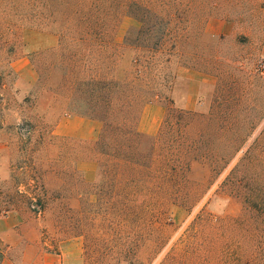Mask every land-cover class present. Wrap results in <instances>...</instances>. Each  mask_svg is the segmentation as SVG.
<instances>
[{
    "label": "rangeland",
    "instance_id": "1",
    "mask_svg": "<svg viewBox=\"0 0 264 264\" xmlns=\"http://www.w3.org/2000/svg\"><path fill=\"white\" fill-rule=\"evenodd\" d=\"M186 2L194 31L173 69L195 67L216 84L196 111H166L157 159L161 167L172 154L177 162L161 172L184 168L172 197L146 192L150 181L139 167L120 170L113 149L96 145L100 136L85 142L54 133L74 115L62 72L41 81L36 71L47 66L42 49L55 38L19 25L9 31L0 17V205L7 210L0 264H38L51 253L65 264H264V0ZM137 26L124 17L117 40ZM106 136L114 148L116 132ZM122 149L146 160L143 145ZM225 162L220 173L210 168ZM201 214L209 220L198 225Z\"/></svg>",
    "mask_w": 264,
    "mask_h": 264
},
{
    "label": "trees",
    "instance_id": "2",
    "mask_svg": "<svg viewBox=\"0 0 264 264\" xmlns=\"http://www.w3.org/2000/svg\"><path fill=\"white\" fill-rule=\"evenodd\" d=\"M0 3L4 6L0 17L9 31L19 25L54 36V43L42 49L48 54L47 66L36 64L39 80H49L53 71L62 72V89L69 93L68 112L104 123L96 145L102 151L113 149L110 151H114L120 170L128 163L142 169L139 177L150 181L144 190L152 196L159 191L170 196L176 193L183 166L173 165V174L163 175L161 171L169 169L170 163L177 159L172 154L166 166L161 167L157 159L161 135H144L137 126L145 105L154 101L163 102L167 110L180 117L188 113L175 105L171 93L177 79L173 64L181 63L185 53L180 45L182 40L193 36V4L186 0H0ZM124 17L135 19L139 26L131 27L124 41L119 42L117 34ZM199 25V31L203 30L202 23ZM199 34L203 36V32ZM191 55H196L194 48ZM112 58L114 61L110 63L108 59ZM79 105L85 112L78 110ZM111 116L117 119L116 123L110 122ZM109 130L117 134L112 140L114 148L107 142ZM142 145L148 148L146 160L137 154L127 155L122 149ZM226 166L227 162L219 167L210 164L217 173ZM17 196L36 207L33 198L20 192ZM1 207L0 215L7 211ZM197 220L199 225L209 219L201 214ZM226 250L224 244L216 249V255H225Z\"/></svg>",
    "mask_w": 264,
    "mask_h": 264
},
{
    "label": "crops",
    "instance_id": "3",
    "mask_svg": "<svg viewBox=\"0 0 264 264\" xmlns=\"http://www.w3.org/2000/svg\"><path fill=\"white\" fill-rule=\"evenodd\" d=\"M177 79L171 97L175 105L186 111L193 112L199 108L200 97L204 91H210L216 84V78L211 74L178 67ZM166 106L163 102L154 101L145 105L138 122V131L144 135L159 134L166 116ZM102 123L98 120L79 115L63 117L55 126L57 136L70 140L91 142L100 136ZM96 170L94 165V171ZM63 255L45 254L38 264H65Z\"/></svg>",
    "mask_w": 264,
    "mask_h": 264
}]
</instances>
